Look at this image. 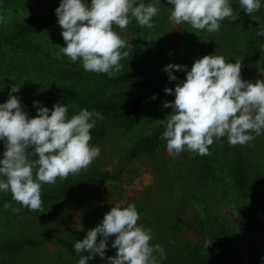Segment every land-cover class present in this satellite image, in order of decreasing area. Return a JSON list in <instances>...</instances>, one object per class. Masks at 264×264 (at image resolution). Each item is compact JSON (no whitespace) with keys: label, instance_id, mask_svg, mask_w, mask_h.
I'll return each mask as SVG.
<instances>
[{"label":"rangeland","instance_id":"1","mask_svg":"<svg viewBox=\"0 0 264 264\" xmlns=\"http://www.w3.org/2000/svg\"><path fill=\"white\" fill-rule=\"evenodd\" d=\"M229 3L237 19L225 18L215 33L187 23L174 25L167 0L156 5L159 11L151 29L134 18L125 29L113 25L128 42L122 49L128 56L120 72L109 78L85 71L79 60L73 63L61 52L65 42L54 14L59 0H0V103L14 84L20 90L12 95L18 96L29 117L36 115L33 101L49 109L66 104L69 118L82 108L102 113L108 101H141L130 120L114 114L96 122L89 143L100 148L99 157L86 170L42 184L40 210L29 211L10 192H0V264H78L72 245L120 202L124 207L135 204L139 223L152 231L150 243L164 247L161 264H191L197 259L202 264H248L250 254L254 264H264V134L245 145H231L224 137L214 141L208 155L186 150L175 157L160 139L164 129L159 120L172 111L162 104L174 99L163 90L185 79L184 72L174 70L178 79L169 81L163 66L174 63L190 69L195 59L214 54L241 62L242 79H264V36L257 35L264 26V4L248 15L239 0ZM18 32L23 34L19 41L5 37ZM9 40L12 44L7 45ZM125 74L133 81L115 82ZM240 173L247 180L246 197L235 184ZM104 174L119 177L99 181ZM75 184V190L59 195ZM114 238H108L105 257L115 256L110 247ZM206 241L212 243L205 249ZM16 245L18 250L8 249ZM88 264L105 260L93 254Z\"/></svg>","mask_w":264,"mask_h":264},{"label":"clouds","instance_id":"2","mask_svg":"<svg viewBox=\"0 0 264 264\" xmlns=\"http://www.w3.org/2000/svg\"><path fill=\"white\" fill-rule=\"evenodd\" d=\"M160 0H59L54 10L65 46L61 52L75 63L78 60L87 72L113 78L128 56L122 51L128 42L113 30L125 29L134 18L136 23L151 29L159 11ZM171 5L169 19L174 25L187 23L195 30L215 33L225 18L233 17L229 0H167ZM264 0H239L246 14L258 11ZM264 36V26L257 31ZM184 72L185 79L165 94L174 96L163 108H171L160 139L173 157L184 151L208 155L214 141L227 137L231 145H245L264 134V79L254 83L242 79L241 62H229L220 55L197 58L190 69L169 63L162 71L169 81H177L173 71ZM20 87L9 89L8 99L0 103V192H10L12 199L29 211L42 207V184H55L70 174L86 170L99 157L100 148L91 145V129L102 113L86 108L68 116L66 104H53L51 109L33 101L36 115L29 117L18 96ZM155 98V97H153ZM36 156L34 160L30 156ZM113 205L82 240L72 245L80 257L78 264H88L95 256L105 264H161L166 259L164 247L151 244L152 231L140 221L134 203ZM5 208L9 205L5 204ZM18 213L19 208L12 209ZM115 256L105 257L109 236ZM101 239L97 242V237ZM212 243L207 242L205 249ZM86 252L87 255H81ZM264 261V257H261Z\"/></svg>","mask_w":264,"mask_h":264},{"label":"trees","instance_id":"3","mask_svg":"<svg viewBox=\"0 0 264 264\" xmlns=\"http://www.w3.org/2000/svg\"><path fill=\"white\" fill-rule=\"evenodd\" d=\"M20 29L23 31H28L30 29V26H21ZM23 33L29 34L30 32H23ZM5 37H7L9 39L11 38L12 41H19V39H21L23 37V34H22V32H18V33L7 34ZM6 44L10 45V44H12V42H10V40H9L8 43H6ZM132 77L133 76H131V74H125L122 76H118L115 79V82L117 80L121 83L127 84V83H130L133 81ZM144 84H145V82L141 78V86L143 87ZM140 105H141V101L140 102L138 101L137 104H135V102L130 103L126 99H123V100L120 99V100H117L115 102L108 101V104L103 107L102 115H103V118L109 119V117L111 115L117 114L119 116L127 117L130 120L133 117H135L136 113L140 109ZM118 177H119L118 175L110 176L109 174H104L103 176H101L99 178V181L118 180ZM235 184H236V187L239 190V192L242 194V196L246 197L245 191L247 189L248 184H247L246 178L244 177V174L240 173V174H237L235 176ZM77 186H78V184L70 185V186L66 187L65 189H62L59 192V195H63L67 192L73 191L76 189ZM19 248H20V245L8 247L9 250H14V251L18 250ZM194 261L195 262H192L191 264H202L200 259H197ZM261 262H263V261L261 260ZM254 263H255V256L253 254H250L249 259H248V264H254Z\"/></svg>","mask_w":264,"mask_h":264}]
</instances>
